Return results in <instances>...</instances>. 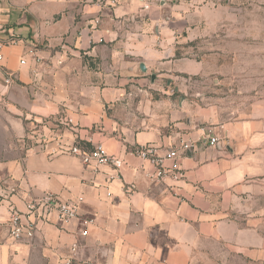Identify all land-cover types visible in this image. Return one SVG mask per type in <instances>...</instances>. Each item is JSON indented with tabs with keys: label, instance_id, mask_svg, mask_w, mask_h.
<instances>
[{
	"label": "crops",
	"instance_id": "crops-1",
	"mask_svg": "<svg viewBox=\"0 0 264 264\" xmlns=\"http://www.w3.org/2000/svg\"><path fill=\"white\" fill-rule=\"evenodd\" d=\"M152 1L0 0V264H192L207 246L264 264V96L191 98L186 76L206 65L178 56L180 32L160 43ZM208 126L220 144L184 155ZM75 145L125 166L87 165ZM145 145L178 149L183 179L150 183L131 154ZM47 194L78 219L53 214L11 241V214Z\"/></svg>",
	"mask_w": 264,
	"mask_h": 264
},
{
	"label": "rangeland",
	"instance_id": "rangeland-1",
	"mask_svg": "<svg viewBox=\"0 0 264 264\" xmlns=\"http://www.w3.org/2000/svg\"><path fill=\"white\" fill-rule=\"evenodd\" d=\"M155 0L153 11L164 23L160 43H170L174 31L181 33L177 52L203 61L207 70L186 76L188 95L198 91L264 96V0ZM189 34L193 39H188ZM184 36H186V39ZM187 63L186 68L192 69ZM206 82V83H200ZM158 92L170 91L174 100L182 94L158 82ZM185 94V93H184ZM37 125V124H36ZM45 122L39 124L44 126ZM37 126V127H39ZM40 129V128H38ZM192 264H261L220 246H207L196 253Z\"/></svg>",
	"mask_w": 264,
	"mask_h": 264
},
{
	"label": "built area",
	"instance_id": "built-area-1",
	"mask_svg": "<svg viewBox=\"0 0 264 264\" xmlns=\"http://www.w3.org/2000/svg\"><path fill=\"white\" fill-rule=\"evenodd\" d=\"M144 9H149V6H144ZM97 24L99 21L96 22ZM102 42V40L100 41ZM0 56V60H2ZM22 65L26 61L21 62ZM7 86L14 83L12 76L5 79ZM72 123V120H68ZM203 132L201 138L197 141H184L182 143V151L187 155L195 149V144L205 142L209 146H217L220 144V138L215 134V129L212 126L201 129ZM155 145H145L137 148L131 154L137 156L143 162L150 165V169L145 170L146 179L152 184H161L167 181L180 182L184 177V172L180 165L181 152L178 149H167L163 152ZM57 148L53 149L52 153H56ZM72 155L79 156L87 165H94L99 168L102 165H113L118 170L125 166L124 160L115 156H110L102 146H97L93 150H87L81 146L75 145L70 148ZM170 161V164L167 162ZM82 200V199H81ZM56 214L58 219L64 223L72 222L78 219L77 209L70 203L62 201L58 196L47 194L43 198L33 200L26 205L24 212H13L8 221L9 239L13 242L28 241L32 242L35 239L40 223ZM88 232L83 230L82 237H86ZM2 243L0 242V246ZM77 245L73 247L75 251ZM71 258H68L65 264H71Z\"/></svg>",
	"mask_w": 264,
	"mask_h": 264
},
{
	"label": "trees",
	"instance_id": "trees-1",
	"mask_svg": "<svg viewBox=\"0 0 264 264\" xmlns=\"http://www.w3.org/2000/svg\"><path fill=\"white\" fill-rule=\"evenodd\" d=\"M181 54L180 53H178V56H180ZM83 148H85V149H87V150H90V148H89V146L88 145H86V147L85 146H83Z\"/></svg>",
	"mask_w": 264,
	"mask_h": 264
},
{
	"label": "water",
	"instance_id": "water-1",
	"mask_svg": "<svg viewBox=\"0 0 264 264\" xmlns=\"http://www.w3.org/2000/svg\"><path fill=\"white\" fill-rule=\"evenodd\" d=\"M142 70H144V71L146 70V68H145V66H144V65H142Z\"/></svg>",
	"mask_w": 264,
	"mask_h": 264
}]
</instances>
